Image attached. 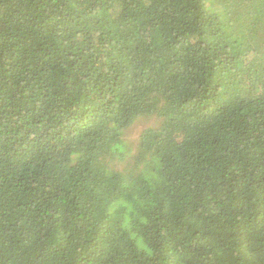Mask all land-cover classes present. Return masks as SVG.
Segmentation results:
<instances>
[{"label":"trees","instance_id":"obj_1","mask_svg":"<svg viewBox=\"0 0 264 264\" xmlns=\"http://www.w3.org/2000/svg\"><path fill=\"white\" fill-rule=\"evenodd\" d=\"M0 264H264V0H0Z\"/></svg>","mask_w":264,"mask_h":264},{"label":"rangeland","instance_id":"obj_2","mask_svg":"<svg viewBox=\"0 0 264 264\" xmlns=\"http://www.w3.org/2000/svg\"><path fill=\"white\" fill-rule=\"evenodd\" d=\"M148 126H155L153 118L146 120L141 119L138 123L134 125V127L130 129L129 133L127 134V139L136 141L137 137L142 132V130Z\"/></svg>","mask_w":264,"mask_h":264}]
</instances>
